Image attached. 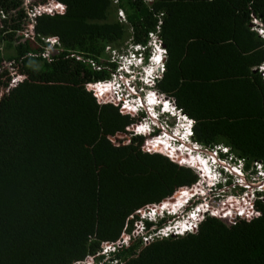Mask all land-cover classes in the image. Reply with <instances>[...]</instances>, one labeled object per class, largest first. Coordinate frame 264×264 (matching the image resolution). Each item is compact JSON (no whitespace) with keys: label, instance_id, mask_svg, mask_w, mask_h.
Returning a JSON list of instances; mask_svg holds the SVG:
<instances>
[{"label":"trees","instance_id":"trees-1","mask_svg":"<svg viewBox=\"0 0 264 264\" xmlns=\"http://www.w3.org/2000/svg\"><path fill=\"white\" fill-rule=\"evenodd\" d=\"M42 3L57 6L36 15L27 36L24 0H0V264H81L88 256L264 264L260 199L252 216L232 224L209 213L194 232L131 238L102 254L104 243L132 231L142 208L186 190L197 174L142 150V136L120 143L137 118L94 95L89 84L110 73L83 60L109 64L108 48L146 44L160 21L166 60L156 89L192 119L193 142L225 145L248 169L264 160V38L252 26L253 17L264 26V0H32L28 8Z\"/></svg>","mask_w":264,"mask_h":264},{"label":"built area","instance_id":"built-area-1","mask_svg":"<svg viewBox=\"0 0 264 264\" xmlns=\"http://www.w3.org/2000/svg\"><path fill=\"white\" fill-rule=\"evenodd\" d=\"M31 2L32 0H24V5L27 7L28 20L30 22L28 30H25L27 36L28 31L30 36H33V24L36 15L45 12H51L57 6V4L54 3H42L33 5L30 9L28 8V5ZM118 17L121 21L125 20V16L122 10L118 11ZM160 23L161 22L159 21L158 25L155 28V31L149 32L148 36L150 37V39H152L153 43H156V45H160L162 47V44L158 38ZM252 26L257 31V33L264 38V26L255 17L252 18ZM47 41H49L50 48L54 47L57 43V39L55 37L48 38ZM143 48L144 47L142 44L135 43L133 41H126L125 46L121 48V50L109 52L110 48H108L105 52V55L107 56L105 58L109 64L104 66L99 64V62L95 59L89 57L84 58L83 60L89 63L93 70H100L102 68H105L110 73L109 76H111L112 73V76L107 79L96 80L89 84V87L92 86V88L90 89L93 90L99 86L105 88H102L103 90H97V92L99 93H106L105 95H96V90H94L93 92L94 95L98 96L101 99H114L120 102L123 108V112H126L127 110L131 113L137 111L138 105L141 104V98L138 95V91L142 90V87L138 86V83L143 80V82L151 84L153 83L152 78L161 77V72L164 70L163 65H161L159 68H156V71L158 73H154V76H147V74L141 73V71L139 70V63L142 62V55L141 52H137V50ZM161 49L163 53L165 52L166 54L165 48L162 47ZM43 56L48 57L49 54L45 52ZM74 56L77 59L82 58V55L76 53L74 54ZM151 58L152 57H149V61ZM10 65L11 63H8L9 68ZM114 78L118 79V83L113 80ZM18 79L19 77H13L11 79L10 86L15 85ZM156 94L157 93H150V96L153 98V100L157 99V97L155 96ZM160 96L164 98L163 93H161ZM167 98L170 102H174V99L172 97L168 96ZM132 101H134V103H132ZM175 106L176 105L174 102V105H172V107L175 108ZM125 108L127 110H125ZM162 111L163 109H161V112ZM169 121L170 118L166 116L163 121V128L165 127L166 129H171L169 127ZM137 131H139V127L137 128ZM167 145L169 144H166L165 146L167 151L166 154L169 155L172 160L177 159L180 165H182L181 163H184L182 162V160H185V157L189 158L190 156V159H192L193 156L191 155L195 150L200 151L202 148H205L214 151V153L208 156V159H210L209 164L212 163V166L211 168H206L208 160L205 164L202 161L206 157L202 158V160L198 158L196 159V165L200 166L202 169H205L204 173L202 169L198 172L192 169V166H195V164H184V166L191 168L197 174V180L186 190L174 193L173 195L159 203L146 205L138 212V214L143 213L146 208H151L152 211L150 215H148L149 218H155L158 212L161 217L162 215H165L164 211L169 215H171L172 213H176L177 216L174 219L170 218L169 220H167L166 224L153 230L146 229L144 219L142 217H139V220L135 221V226L139 225L140 228H133L131 232L123 234L121 239L117 240L116 242L104 243L103 249L101 251L102 254H108L109 251L116 249L119 245H127L128 241L131 238L139 237L143 241H149L154 238H163L171 235H184L188 232H194L198 227V219L201 218V216L209 213H214L221 219L222 216L225 215V218L222 220L225 222L228 221L227 217L231 218L233 219L232 222L227 224H232L237 219H245L252 216L255 213L253 202L257 199L264 200V160L254 161L248 169H245L243 162L241 160L235 159L231 154H229L228 147L222 144H217L212 148H206L193 141L189 145L180 142L178 147L186 149L189 153L181 157L175 154H171V150H169L171 148L167 147ZM146 146L149 145L145 144V147ZM151 149V152L157 150V142H153V146ZM219 168L223 170V173L219 172ZM207 174H212V179H210ZM203 176L207 179V182L202 180ZM215 178H219L221 180L220 185H217L215 183ZM228 192H231L230 195L226 194ZM182 195H184L183 198H181ZM221 197L225 199H219ZM172 199L177 200L174 203H170V200ZM187 201V205H190L189 208H181L180 206ZM215 201H220L219 207H224V214H222L221 212L220 214L217 213L219 209L215 210V208H217L216 206L218 205L214 203ZM178 203L179 205H177ZM105 258H107V264H113L108 261L107 256L101 258L100 260H98V262L96 260H93L95 259L93 258V256H88L80 263L102 264L104 262L103 264H106ZM87 260H89L88 263L86 262Z\"/></svg>","mask_w":264,"mask_h":264},{"label":"clouds","instance_id":"clouds-1","mask_svg":"<svg viewBox=\"0 0 264 264\" xmlns=\"http://www.w3.org/2000/svg\"><path fill=\"white\" fill-rule=\"evenodd\" d=\"M148 40L149 41L146 44H142L144 47L143 49L137 50V52L140 51L141 55H142V62L139 63V70L141 71L142 74H147V76H150V75L154 76V73H158L156 71V68H159L161 65H163L164 70H165L166 54H165V52L163 53V51L161 49L162 47L163 48H165V47L163 45L161 47L160 45H156V43H153L152 39H150L149 36H148ZM149 57H152L150 59V61H149ZM157 57H159L158 60H157ZM147 65H150V66H147ZM144 68L146 71L144 70ZM164 70L161 72L162 74H163ZM260 72H261L263 79H264V63L260 66ZM160 78L161 77L152 78L153 83H151V84L145 83V82H143V80H141L138 83V86L142 87V90L138 91V95L141 98V104L138 105V109H137V111H135V116L142 119V121L139 123L138 127L143 128L142 132H144V134H145V132H147L148 135H150V133L153 132L154 128H158L160 131H163L164 133L169 135L168 137H170V141L169 140L167 141V139L165 138V137H167V135H158V136H156L155 139H151V140L156 142L157 138L163 137L162 139H160V143L157 142V150L152 151V152L160 153V154L166 156L167 158L171 159L170 156L166 154L167 153L166 147H165L166 144H169V145H167V147L171 148V149H169V150H171V152H170L171 154L178 155L179 157L189 154L186 149H184L182 147H178V146H179L180 142L188 144V145L191 144V142H192L191 138H192V134H193V131H192L193 122H192L191 118H189L186 114H184L182 111L179 110V112H182L181 117L183 118V121L185 123V127L180 128L181 133H178L177 128L174 126L172 129H166L165 127L163 128V121H164L165 117L167 116L169 118L170 117L176 118L177 114H175L172 110H170L168 108V105L170 104V101L167 98L168 95L164 94V96H163L164 98H162L160 96L161 92L156 89V83ZM150 93H157L155 95L157 97V99L152 100L153 98L150 96ZM150 100L155 101V102L150 103L149 102ZM132 103H134V101H132ZM161 109H163L162 112H161ZM143 121H146L148 126L146 124L142 123ZM171 125H172V123H171ZM173 131H175V133ZM166 141H167V143H166ZM161 147L163 148V150ZM172 161L179 164L177 159H174ZM209 162H210V159H208V163L206 164L207 169L211 168V166H212V163L209 164ZM219 172L223 173V170L221 168H219ZM214 181L217 185L221 184V180L219 178H215ZM188 201L185 202L180 207L181 208L184 207L185 209H188L190 206V205H187ZM164 214L165 215H162L161 217L159 214H157L155 218H149V219L147 218L144 220V222L145 221L151 222L153 228L157 229L158 228L157 222L159 220L165 219V218L174 219L177 216L176 213H172L171 215H169L165 211H164ZM203 216H201V218ZM201 218H199L198 221Z\"/></svg>","mask_w":264,"mask_h":264},{"label":"rangeland","instance_id":"rangeland-1","mask_svg":"<svg viewBox=\"0 0 264 264\" xmlns=\"http://www.w3.org/2000/svg\"><path fill=\"white\" fill-rule=\"evenodd\" d=\"M116 49H114V48H110V51L109 52H113V51H115ZM5 65H7L8 66V63L7 62H5L4 63ZM10 70H11V68H9ZM111 76H112V73H111ZM110 76V77H111ZM115 82H117L118 83V79H116V78H114L113 79ZM111 86V85H110ZM90 88H92V86L90 87ZM93 88H95V87H93ZM102 88H104V87H96L94 90H96L95 92H97V90H99V89H102ZM105 89V88H104ZM92 92H94V90L93 89H90ZM103 90V89H102ZM101 91V90H100ZM105 95L106 93H99V92H97L96 93V95ZM96 97H98V96H96ZM153 100V99H152ZM150 103H153L154 101H149ZM172 105H174V102H170V104L168 105V108L170 109V110H172L175 114H177V117L176 118H171L170 117V121H169V127L172 129L173 128V126L174 127H176L177 128V130H178V133H181V129L180 128H183V127H185V123H184V121H183V118L181 117V115H182V112H179V109L177 108V107H175V108H172ZM125 110H127L126 108H125ZM126 113L127 114H130V115H132L133 117H136L135 116V112H133V113H131L130 111H126ZM137 118V122H135L134 124H132L131 125V127H129V128H127L126 130H127V133H122V134H119V135H117L116 136V139H118V140H121L120 141V143H122V142H127V138H129L131 135H138V136H142V137H144V141H143V144H142V146H141V148H142V150H144V151H146V152H151V148H152V146H153V142L154 141H152L151 139H155L156 138V136H158V135H167V137H165L166 139H167V141L169 140L170 141V137H168L169 135L168 134H166V133H164L163 131H160L158 128H154V130H153V132L152 133H150V135H148V133L147 132H145V134H144V132H139V131H137V128H138V125H139V123L142 121V119L141 118H138V117H136ZM142 123H144V124H146L147 126H148V124L146 123V121H143ZM171 123H172V125H171ZM175 123V124H174ZM172 132V131H171ZM174 133H175V131H173ZM145 144H148L149 146H146L145 147ZM201 149V148H200ZM201 151V152H200ZM200 151H193L192 152V155L191 156H193V159H190L191 157L189 156V158L188 157H185L186 159H185V162L184 163H181L182 165H184V164H195V166L193 165L192 167V169H194L195 171H201V167L200 166H198V165H196V159L198 158V159H200V160H202V158H204V157H206V158H204L202 161H203V163L205 164L206 162H207V160H208V156H210L212 153H214V151H211V150H209V149H205V148H202ZM218 153V152H217ZM169 160H171V159H169ZM172 161V160H171ZM203 170V173L205 172V170L204 169H202ZM205 176V175H204ZM203 176V178H202V180L203 181H206L207 179L205 178ZM207 176L210 178V179H212L211 177H212V174H207ZM207 182V181H206ZM208 182H210V181H208ZM230 193L231 192H228V193H226L227 195H230ZM224 197V196H223ZM219 199H222V200H224L222 197L221 198H219ZM177 200V199H176ZM176 200H170V203H174V202H176ZM214 203H216V204H218L216 207L217 208H215V210H217V209H219L218 211H217V213H219L220 214V212L222 213V214H224V207L222 206V207H219L220 206V201H215ZM177 205H179V203L177 204ZM176 205V206H177ZM169 206V205H168ZM175 206V207H176ZM166 208H168V207H166ZM178 208V207H177ZM177 208H176V210H177ZM151 211H152V209L151 208H146L145 210H144V212L143 213H139L140 214V216L139 217H142L144 220L145 219H149V217H148V215H150V213H151ZM138 214V215H139ZM157 214H159V212L157 213ZM205 216V215H204ZM203 216V217H204ZM202 217V218H203ZM201 218V219H202ZM225 218V215H223L222 216V219H224ZM200 219V220H201ZM199 220V221H200ZM227 220L228 221H225L226 223H231L232 222V220L233 219H231V218H228L227 217ZM133 228H135V229H137V228H140V226L139 225H136L135 226V224H134V227ZM107 247V246H106ZM106 259L107 258H105V262H106ZM87 263L89 262V260H87L86 261ZM104 263V262H103ZM102 263V264H103ZM93 264V263H92ZM98 264H101V263H98ZM106 264H107V262H106Z\"/></svg>","mask_w":264,"mask_h":264},{"label":"crops","instance_id":"crops-1","mask_svg":"<svg viewBox=\"0 0 264 264\" xmlns=\"http://www.w3.org/2000/svg\"><path fill=\"white\" fill-rule=\"evenodd\" d=\"M162 141V140H161ZM158 143H160V140L158 141ZM162 148V147H161Z\"/></svg>","mask_w":264,"mask_h":264},{"label":"snow or ice","instance_id":"snow-or-ice-1","mask_svg":"<svg viewBox=\"0 0 264 264\" xmlns=\"http://www.w3.org/2000/svg\"><path fill=\"white\" fill-rule=\"evenodd\" d=\"M159 59V57H157V60Z\"/></svg>","mask_w":264,"mask_h":264},{"label":"bare ground","instance_id":"bare-ground-1","mask_svg":"<svg viewBox=\"0 0 264 264\" xmlns=\"http://www.w3.org/2000/svg\"><path fill=\"white\" fill-rule=\"evenodd\" d=\"M155 102V101H154ZM143 129V128H142Z\"/></svg>","mask_w":264,"mask_h":264},{"label":"water","instance_id":"water-1","mask_svg":"<svg viewBox=\"0 0 264 264\" xmlns=\"http://www.w3.org/2000/svg\"><path fill=\"white\" fill-rule=\"evenodd\" d=\"M165 47V46H164Z\"/></svg>","mask_w":264,"mask_h":264}]
</instances>
